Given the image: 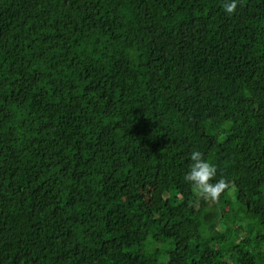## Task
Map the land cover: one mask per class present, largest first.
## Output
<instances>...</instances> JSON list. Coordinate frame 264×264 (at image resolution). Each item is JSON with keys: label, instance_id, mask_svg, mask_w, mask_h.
<instances>
[{"label": "trees", "instance_id": "16d2710c", "mask_svg": "<svg viewBox=\"0 0 264 264\" xmlns=\"http://www.w3.org/2000/svg\"><path fill=\"white\" fill-rule=\"evenodd\" d=\"M228 2L0 0V264H264V0Z\"/></svg>", "mask_w": 264, "mask_h": 264}, {"label": "clouds", "instance_id": "9594fccd", "mask_svg": "<svg viewBox=\"0 0 264 264\" xmlns=\"http://www.w3.org/2000/svg\"><path fill=\"white\" fill-rule=\"evenodd\" d=\"M238 4L242 6V0H229L224 4V9L228 15L236 12ZM191 166L189 172L184 176V180L189 182L192 191L197 197L209 201H218L221 194L229 190L230 183L221 179L213 183L217 175V167L204 159L200 151H193L190 154Z\"/></svg>", "mask_w": 264, "mask_h": 264}]
</instances>
